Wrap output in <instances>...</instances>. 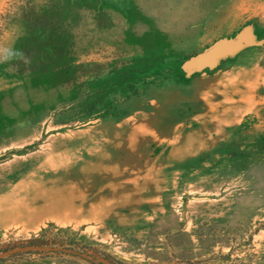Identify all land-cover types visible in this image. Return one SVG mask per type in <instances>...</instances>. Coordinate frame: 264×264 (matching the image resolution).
<instances>
[{
  "label": "rangeland",
  "instance_id": "rangeland-1",
  "mask_svg": "<svg viewBox=\"0 0 264 264\" xmlns=\"http://www.w3.org/2000/svg\"><path fill=\"white\" fill-rule=\"evenodd\" d=\"M0 264H264V0H0Z\"/></svg>",
  "mask_w": 264,
  "mask_h": 264
},
{
  "label": "water",
  "instance_id": "water-1",
  "mask_svg": "<svg viewBox=\"0 0 264 264\" xmlns=\"http://www.w3.org/2000/svg\"><path fill=\"white\" fill-rule=\"evenodd\" d=\"M206 60V59H205ZM203 61L201 60H196L191 64V68H194L195 66L199 65L200 63H202Z\"/></svg>",
  "mask_w": 264,
  "mask_h": 264
}]
</instances>
